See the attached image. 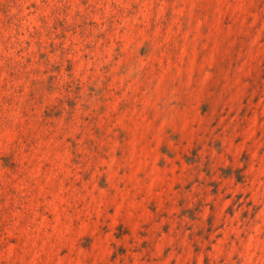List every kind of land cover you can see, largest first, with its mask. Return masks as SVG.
Here are the masks:
<instances>
[{"label":"rangeland","instance_id":"374dc122","mask_svg":"<svg viewBox=\"0 0 264 264\" xmlns=\"http://www.w3.org/2000/svg\"><path fill=\"white\" fill-rule=\"evenodd\" d=\"M0 264H264V0H0Z\"/></svg>","mask_w":264,"mask_h":264}]
</instances>
